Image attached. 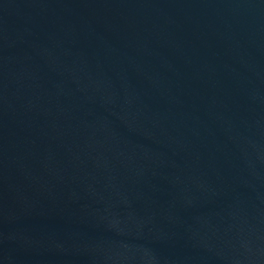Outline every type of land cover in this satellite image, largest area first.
<instances>
[{
	"label": "water",
	"instance_id": "water-1",
	"mask_svg": "<svg viewBox=\"0 0 264 264\" xmlns=\"http://www.w3.org/2000/svg\"><path fill=\"white\" fill-rule=\"evenodd\" d=\"M0 264H264V0H0Z\"/></svg>",
	"mask_w": 264,
	"mask_h": 264
}]
</instances>
